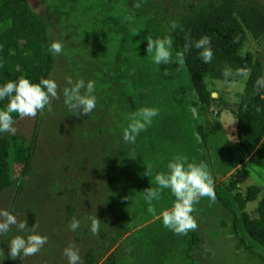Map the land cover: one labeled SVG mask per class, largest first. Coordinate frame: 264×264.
<instances>
[{
    "label": "rangeland",
    "instance_id": "obj_1",
    "mask_svg": "<svg viewBox=\"0 0 264 264\" xmlns=\"http://www.w3.org/2000/svg\"><path fill=\"white\" fill-rule=\"evenodd\" d=\"M196 1L28 0L47 22L50 43L63 44V52L53 54L50 75L59 99L52 100V111L46 107L35 118L16 119L15 135L1 132L8 186L0 193V210L26 219L29 227L36 223V232L48 240L37 254L13 260L10 240L29 234L13 226L0 235V264H68V246L79 250L83 264H261L264 248L248 236L242 215H255L259 198L247 202L245 196L248 187L264 186V170L248 163L231 114L250 71L229 82L206 75L210 101L202 105L186 65H156L154 52L147 53L148 39L167 35L173 57L182 52L170 25ZM236 1L264 14V0ZM246 54L261 63L264 77V31L258 37L247 33L240 51ZM67 77L95 81L97 102L90 114H74L64 104L63 89L71 87ZM143 107H156L159 115L135 143L125 142L124 129ZM15 148L23 162L14 160ZM177 156L206 163L216 194L215 202L203 197L195 205L198 227L184 235L165 228L159 215L175 202L169 189L153 200L156 214L145 200L147 188L158 187L155 175L167 174ZM242 165L247 177L237 175ZM95 216L97 235L91 232ZM73 217L80 221L75 231L69 229Z\"/></svg>",
    "mask_w": 264,
    "mask_h": 264
},
{
    "label": "trees",
    "instance_id": "obj_2",
    "mask_svg": "<svg viewBox=\"0 0 264 264\" xmlns=\"http://www.w3.org/2000/svg\"><path fill=\"white\" fill-rule=\"evenodd\" d=\"M174 21L179 25L174 29L176 46L183 52L186 38L193 44L184 53L185 65L200 104L206 105L210 101L206 75L229 82L237 70L250 71L238 108L231 114L236 123L238 145L247 154L248 163L264 170V87L256 91L262 67L259 61L252 60L251 54L240 55L247 33L258 37L264 31V14L254 6H242L236 0H220L219 3L198 0L189 3L183 12H177ZM204 35L211 38V63H205L200 56L201 49L194 46L195 41ZM50 47L47 22L32 10L28 0H0V86L21 77L33 83H38L41 78L50 79L54 66ZM225 67L233 70L232 77L225 79ZM8 102L7 98L0 101V109ZM19 117L13 114L14 120ZM198 131L205 142L207 134L201 126ZM14 160L24 161L17 148L14 149ZM6 170L7 153L0 140V193L8 186ZM248 174L242 165L237 175L247 177ZM258 198L255 215L243 214L242 223L248 236L264 248V186L248 187L245 200L252 202ZM223 205L228 208L225 203ZM89 261L91 264L92 260ZM260 262L264 264V258H260Z\"/></svg>",
    "mask_w": 264,
    "mask_h": 264
},
{
    "label": "clouds",
    "instance_id": "obj_3",
    "mask_svg": "<svg viewBox=\"0 0 264 264\" xmlns=\"http://www.w3.org/2000/svg\"><path fill=\"white\" fill-rule=\"evenodd\" d=\"M136 8L141 4L137 2ZM179 25L173 21L171 29L178 28ZM133 34H136L135 32ZM147 53L153 55V63L156 65L171 64L176 62L179 67L185 65L184 53L193 46L191 40L186 38L183 52H176L175 58L172 53L173 38L171 35L163 38L148 39ZM195 48L201 49L200 56L205 63H211L213 51L211 48V38L204 35L195 41ZM50 51L54 55L63 52V44L54 41L51 44ZM167 75V69L164 70ZM236 74L247 76L244 70H237ZM234 75L230 67H225L223 76L225 79ZM67 83L71 87L63 89L64 104L78 115H88L96 107L97 97L93 94L95 81L89 80L87 84L81 78L75 82L71 77H67ZM58 84L53 79L41 78L38 83H33L29 79L19 78L18 81H9L0 86V101L8 99L7 105L0 109V132H7L15 135L17 129L14 127L15 120L13 114H18L21 118H35L37 113L43 114L47 107L52 111L51 102L53 99H59ZM264 87V77L256 81V91ZM82 90H84L82 92ZM259 111V108H257ZM159 115V109L156 107H143L138 109L132 117V122L123 131V139L128 143H135L137 136L141 131L146 130L151 125L153 118ZM235 138L233 137L232 140ZM169 172L157 173L154 177L158 187H149L146 191L145 200L148 203V211L156 214L157 209L152 204L153 200H159L163 189H169L175 197V202L170 209L159 213L162 218L163 226L177 235L187 234L198 227L196 218L192 215L196 211L195 205L200 199L207 197L211 202H215V183L214 178L204 162L199 164L188 162L186 157L177 156L174 161L167 165ZM146 175L151 176V171L147 170ZM18 232H28V235H15L9 242V257L15 260L17 257L32 256L37 254L47 243L48 237L36 232L38 225L35 223L28 226L26 219L18 220L15 215L7 210H0V235L9 233L12 227ZM80 226V221L73 217L69 224V229L75 231ZM100 228V219L97 216L91 218V232L97 235ZM64 255L68 258V264H83L79 250L73 246L64 249Z\"/></svg>",
    "mask_w": 264,
    "mask_h": 264
}]
</instances>
